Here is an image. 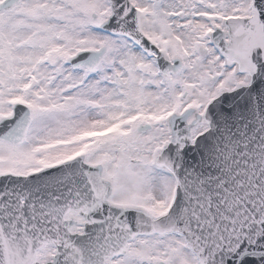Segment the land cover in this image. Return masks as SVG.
Wrapping results in <instances>:
<instances>
[{
    "label": "snow or ice",
    "instance_id": "6c2138e0",
    "mask_svg": "<svg viewBox=\"0 0 264 264\" xmlns=\"http://www.w3.org/2000/svg\"><path fill=\"white\" fill-rule=\"evenodd\" d=\"M0 264H264V0H0Z\"/></svg>",
    "mask_w": 264,
    "mask_h": 264
}]
</instances>
